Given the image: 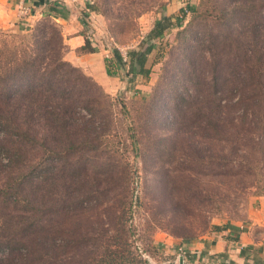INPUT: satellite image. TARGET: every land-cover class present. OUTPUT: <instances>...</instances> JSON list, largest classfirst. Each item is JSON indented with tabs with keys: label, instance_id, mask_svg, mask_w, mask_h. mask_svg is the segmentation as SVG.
<instances>
[{
	"label": "rangeland",
	"instance_id": "rangeland-1",
	"mask_svg": "<svg viewBox=\"0 0 264 264\" xmlns=\"http://www.w3.org/2000/svg\"><path fill=\"white\" fill-rule=\"evenodd\" d=\"M85 1L94 4L91 43L127 56L157 47L142 79L148 89L88 90L100 109L96 149L64 136L49 140V153L35 142H0V189L14 194L0 197V264H21L11 259L18 248L28 264H113L118 256L126 260L115 264H171L179 248L185 264H201L185 244L249 223L264 196L256 137L215 139L206 123L222 109L214 95L225 106L241 90H264V0H185L181 26L155 41L148 35L168 0ZM43 20L57 24L45 16L6 31L28 36ZM113 61V76L131 88L128 68ZM247 149L255 158L242 156ZM50 239L48 253L41 242Z\"/></svg>",
	"mask_w": 264,
	"mask_h": 264
},
{
	"label": "trees",
	"instance_id": "trees-1",
	"mask_svg": "<svg viewBox=\"0 0 264 264\" xmlns=\"http://www.w3.org/2000/svg\"><path fill=\"white\" fill-rule=\"evenodd\" d=\"M220 4L222 7L225 5L223 2ZM60 7L58 2L49 3L48 15L58 13ZM86 7L94 11V4L91 1L86 2ZM83 21L89 23L85 13ZM182 21V18L177 17L176 25H173L169 18L159 20L148 35V39L154 41L160 39L170 27H180ZM86 39L80 51L84 53L95 51L92 41L88 37ZM152 46L149 43L145 48L130 51L126 62L118 49H112L116 67L123 70L128 68L127 76L131 77L130 84L134 83L136 74L149 75L146 63ZM66 51L67 47L61 30L51 21L43 20L28 36L19 37L17 34L0 29V142L6 137L11 144H19V146H22L24 142H35L41 144L43 151L49 153V140L58 142L64 136L66 139L69 137L71 140L75 139L81 144L84 143L96 149L94 141L100 137V132L97 131L99 130L97 115L100 109L96 107L98 102L95 95L88 90H93L92 88L99 90L100 87L91 77L83 75L78 67L65 60ZM108 61L107 59V63ZM107 73L110 76L115 75L109 64ZM214 97L222 109L216 110L214 119L209 117L206 120L212 129L213 137L218 139L216 136L222 132L229 135L233 133L242 135L243 138H247V140L244 139L245 142L256 137L254 138L257 141L255 148L258 147L260 156L253 157L255 154L251 155L250 149L243 150L242 156L263 162L264 90H241L239 94H236V101L233 103V100L229 99V104L225 106H221L222 100L218 95ZM235 107H238L236 116L233 115ZM79 112H85L89 117L87 119L85 115L77 117ZM238 128L239 132L236 130ZM248 146L251 147L248 144L245 145L247 148ZM11 193L5 188L0 189V197L8 195V199H12L14 194ZM7 225L14 227L13 220H9ZM32 225L33 223H30L28 227ZM1 227H4L3 222ZM12 235L13 238L10 239L16 241L14 234ZM8 243L6 249L12 252L15 247ZM41 245L49 253V248L54 246V240L50 239L49 244L47 240H44ZM0 248H3V243H0ZM17 250L18 254L11 256V259L21 256L18 260L21 264L31 263L24 259L26 255L19 252V248ZM187 254L188 258L193 259L194 253ZM118 259L126 260L118 256L111 262L115 264L114 262Z\"/></svg>",
	"mask_w": 264,
	"mask_h": 264
},
{
	"label": "crops",
	"instance_id": "crops-1",
	"mask_svg": "<svg viewBox=\"0 0 264 264\" xmlns=\"http://www.w3.org/2000/svg\"><path fill=\"white\" fill-rule=\"evenodd\" d=\"M21 2L30 6L32 11V16L27 18V22L21 21L19 17V4ZM45 2L46 0H0V29H20L22 22L33 24L35 21L49 16L57 22L61 30L67 47L65 59L87 73L106 92L125 91V94H129L131 90L144 91L148 89L147 85L143 83V74L135 76L134 83L129 89L128 83L123 82L120 77L108 75L107 59L113 57L111 50L91 43L95 51L88 53L80 51L87 41V27L83 21V14L87 11L85 0H55L53 4L58 2L61 7L58 14L49 13V15V6H45ZM185 2V0H168L164 18L171 19L173 25H176L179 11ZM94 13L93 11L85 13L93 27L95 25ZM156 48L153 45L152 51ZM149 61L148 59L146 63L147 69L152 66ZM235 228L236 230L229 229L221 233H213L205 240L185 244V248L194 253L192 257L195 263L264 264V196L258 198L256 207L251 212L250 222L238 224Z\"/></svg>",
	"mask_w": 264,
	"mask_h": 264
},
{
	"label": "built area",
	"instance_id": "built-area-1",
	"mask_svg": "<svg viewBox=\"0 0 264 264\" xmlns=\"http://www.w3.org/2000/svg\"><path fill=\"white\" fill-rule=\"evenodd\" d=\"M53 1H55V0H46L44 5L49 6V3H53ZM184 9L186 10V7ZM19 12H20L19 17H20L21 21H24V22H27V20H28L27 18H30L32 16L31 8H30V6H27V4L25 2H21L19 4ZM86 12L91 13V11L89 9H87ZM183 16L184 15H179L180 18H182ZM85 24L87 26V37H88V39H90L92 41L93 36H94V30H93L92 23L89 22V23H85ZM122 57H123V60L126 62L128 59V56L126 54H122ZM179 252H180V253H178L179 256L185 257L186 251H183L182 248H179ZM183 252H184V255H183Z\"/></svg>",
	"mask_w": 264,
	"mask_h": 264
},
{
	"label": "water",
	"instance_id": "water-1",
	"mask_svg": "<svg viewBox=\"0 0 264 264\" xmlns=\"http://www.w3.org/2000/svg\"><path fill=\"white\" fill-rule=\"evenodd\" d=\"M171 264H185L184 263V257L183 256H179L177 263H171Z\"/></svg>",
	"mask_w": 264,
	"mask_h": 264
}]
</instances>
